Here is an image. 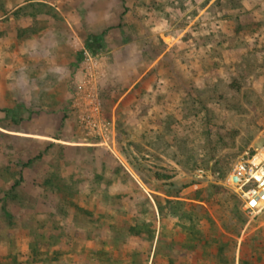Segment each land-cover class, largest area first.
Segmentation results:
<instances>
[{"label":"rangeland","instance_id":"rangeland-1","mask_svg":"<svg viewBox=\"0 0 264 264\" xmlns=\"http://www.w3.org/2000/svg\"><path fill=\"white\" fill-rule=\"evenodd\" d=\"M121 47L103 144L75 75ZM263 145L264 0H0V264H264Z\"/></svg>","mask_w":264,"mask_h":264},{"label":"built area","instance_id":"built-area-1","mask_svg":"<svg viewBox=\"0 0 264 264\" xmlns=\"http://www.w3.org/2000/svg\"><path fill=\"white\" fill-rule=\"evenodd\" d=\"M78 92L74 99L77 131L105 144L108 126L100 108L98 85L105 76L98 55L81 52ZM230 184L241 197L247 210L258 213L264 209V145L244 164L236 166L229 176Z\"/></svg>","mask_w":264,"mask_h":264},{"label":"crops","instance_id":"crops-1","mask_svg":"<svg viewBox=\"0 0 264 264\" xmlns=\"http://www.w3.org/2000/svg\"><path fill=\"white\" fill-rule=\"evenodd\" d=\"M123 48L124 47L120 48L119 53L117 54V58H114V59L113 58L108 59L106 57L100 58V63H102L101 66L105 71V76L102 79V82L100 83V85H102V84L106 83V81H108L109 78L107 77V75L109 74L110 71L113 72L115 69H116V71H120L121 67L127 61V59L125 58L126 57V54H125L126 51H124L125 49H123ZM78 71H79V69H78ZM78 71L76 72V75H75L76 81H79V78H80Z\"/></svg>","mask_w":264,"mask_h":264}]
</instances>
